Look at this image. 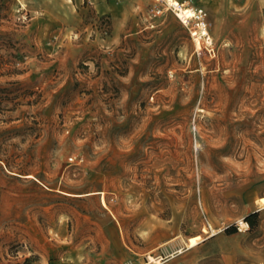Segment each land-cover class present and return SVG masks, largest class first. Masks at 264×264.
I'll use <instances>...</instances> for the list:
<instances>
[{
    "label": "rangeland",
    "instance_id": "obj_1",
    "mask_svg": "<svg viewBox=\"0 0 264 264\" xmlns=\"http://www.w3.org/2000/svg\"><path fill=\"white\" fill-rule=\"evenodd\" d=\"M179 1L0 0V264H264V0Z\"/></svg>",
    "mask_w": 264,
    "mask_h": 264
},
{
    "label": "bare ground",
    "instance_id": "obj_2",
    "mask_svg": "<svg viewBox=\"0 0 264 264\" xmlns=\"http://www.w3.org/2000/svg\"><path fill=\"white\" fill-rule=\"evenodd\" d=\"M167 2L178 12V14L182 17H185V18H189L191 16L194 15L195 13V7L193 6H190L188 4H186L185 2H181L179 0H167ZM207 31H203V33L201 32L200 34H198L196 37H195V40H196V45L198 48L201 47V40H200V35L201 34H206ZM34 174H31L29 173L28 176H33ZM92 193V192H91ZM260 203H262L264 205V195H261L259 196V198L257 199ZM102 202L104 204H107L106 203V199L104 198V196H102ZM240 222L244 225H248V223L245 221V220H240ZM205 229V228H204ZM148 256V262L150 261H156V262H160V256H154L152 254H147Z\"/></svg>",
    "mask_w": 264,
    "mask_h": 264
},
{
    "label": "built area",
    "instance_id": "obj_3",
    "mask_svg": "<svg viewBox=\"0 0 264 264\" xmlns=\"http://www.w3.org/2000/svg\"><path fill=\"white\" fill-rule=\"evenodd\" d=\"M176 11V10H175ZM177 15L178 12L176 11ZM205 11L202 9V8H196L195 9V13L193 16L189 17L190 20H192V18L195 19V23L192 24V27H191V32L193 35L197 36L198 34H200L201 32L203 33V31H207V28H206V22H205ZM179 17L184 21V22H188L189 23V18H185V17H182L179 15ZM205 35H207L208 37L209 36V33L207 31L206 34H201L200 35V38L201 37H204Z\"/></svg>",
    "mask_w": 264,
    "mask_h": 264
},
{
    "label": "trees",
    "instance_id": "obj_4",
    "mask_svg": "<svg viewBox=\"0 0 264 264\" xmlns=\"http://www.w3.org/2000/svg\"><path fill=\"white\" fill-rule=\"evenodd\" d=\"M256 214V212H252V213H250L247 217H248V220L250 219V222H251V224H253V220H251V217L253 216V215H255Z\"/></svg>",
    "mask_w": 264,
    "mask_h": 264
},
{
    "label": "snow or ice",
    "instance_id": "obj_5",
    "mask_svg": "<svg viewBox=\"0 0 264 264\" xmlns=\"http://www.w3.org/2000/svg\"><path fill=\"white\" fill-rule=\"evenodd\" d=\"M193 243H195V241H193Z\"/></svg>",
    "mask_w": 264,
    "mask_h": 264
}]
</instances>
